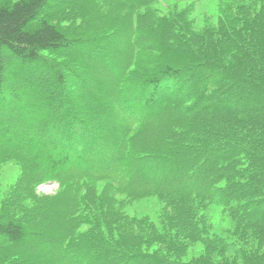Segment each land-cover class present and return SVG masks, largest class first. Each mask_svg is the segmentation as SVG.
Listing matches in <instances>:
<instances>
[{
  "label": "trees",
  "instance_id": "16d2710c",
  "mask_svg": "<svg viewBox=\"0 0 264 264\" xmlns=\"http://www.w3.org/2000/svg\"><path fill=\"white\" fill-rule=\"evenodd\" d=\"M99 1L0 5V116L39 95L27 128L0 121V158L23 165L28 203L0 220V240L21 251L0 264H264V0H233L200 34L185 32L184 12L160 13L167 0H119L133 21L87 37L113 9ZM77 22L75 34L60 27ZM60 52L76 53L79 86L49 56ZM8 59L52 75L55 89L41 74L8 85ZM94 59L111 72L96 76ZM46 183L58 193L38 195ZM149 198L163 205L160 225L125 212ZM213 206L232 223L223 235L211 234Z\"/></svg>",
  "mask_w": 264,
  "mask_h": 264
},
{
  "label": "rangeland",
  "instance_id": "374dc122",
  "mask_svg": "<svg viewBox=\"0 0 264 264\" xmlns=\"http://www.w3.org/2000/svg\"><path fill=\"white\" fill-rule=\"evenodd\" d=\"M18 0H0L1 4H13ZM90 1V0H87ZM96 1V0H95ZM94 2V1H92ZM100 3L95 7L96 10L104 9L107 5H111V3L114 5L113 9L106 8L104 16L99 19L97 23H94L95 27H93L91 30L89 29L86 31V36H99L104 34V32L110 31L109 26H107L110 23L115 24L121 20L123 21H130L128 17V13L126 10H120L118 9L117 5L119 0H101ZM233 0H201L200 2L191 3V2H175V1H162L159 5V11L162 15H169L171 12L176 10V13H183L179 14L183 16L186 20L187 28H185V32L187 33H196L200 34L204 30L207 29H213L217 30L221 22L223 21V18H226L227 16L233 12ZM101 11V10H100ZM231 12V13H230ZM169 17V16H168ZM97 20V19H96ZM133 21V20H131ZM130 21V22H131ZM81 26V22H77L76 24H70V23H61L60 27L66 31H68L70 34H75L79 31V28ZM194 33V34H195ZM81 54V53H80ZM50 58L56 63L57 66H59L63 74L67 80V83L69 86H72L73 84H77L78 86L79 81L77 75L82 72L83 66L81 64H77L79 62L77 60V56L75 52H60L55 55H49ZM150 54H145L144 58L150 59ZM181 53H168V54H162V61L165 59L168 61H175L180 58H182ZM174 59H173V58ZM81 60L84 62V59L81 58ZM93 65L97 66V68H94L96 70V76L104 77L106 73L111 72L110 66L107 62H104L102 60H93ZM140 71L146 72L148 68H146L144 65H142L139 68ZM41 74L42 79L47 78L48 76V87L46 88L47 93L51 92L52 89H55L54 84V77L52 75L43 74L39 70L32 69L31 67L22 65L18 62H15L11 59L6 60V78L5 82L8 85L15 86V80L19 79H25L28 76H32L34 79H37V76ZM95 80H92L91 83H96V77ZM90 83V82H89ZM3 92L4 89H3ZM31 99L25 101V105L20 106V112L19 114L12 115L13 111H9L8 114L4 116H0V121L9 123L11 125H14L17 130L19 129H25L28 126L27 120V114L25 113L26 110H30L32 108L30 102L33 97L37 98L39 100V95L35 94L34 92H31ZM34 93V94H33ZM2 104V103H1ZM0 104V107L2 105ZM5 105L9 108L11 106H8L7 103ZM11 105V104H10ZM13 105V104H12ZM36 107L34 106V109ZM41 115V114H40ZM38 115V116H40ZM18 118L20 119L18 122ZM36 126V125H35ZM32 128V127H31ZM35 127H33L34 129ZM33 131V130H32ZM35 132V131H33ZM38 133V132H37ZM109 152L106 154L108 155ZM23 173V165L20 164L18 161L0 158V220H4L5 218L12 217L13 215L21 216L23 209L27 206V201L24 200V195L21 192L22 186H20L21 176ZM105 183L99 184V188L101 189L104 186ZM59 186L56 183H46L44 185H40L36 189V193L38 195H44V196H54L58 193ZM21 207V208H20ZM164 208L163 205L154 198L149 199H143L135 202H129L127 206H125V212L132 218L138 219V220H144L148 222H154L155 224H159L161 222V215L163 214ZM207 216L208 222L212 225V231L211 234H217V235H223L225 231L232 226V223L230 219L224 214L222 208L220 207H210L207 211L204 212ZM160 225V224H159ZM87 227H82V230H86ZM29 251V250H28ZM31 251V252H30ZM29 252L34 256V250H30ZM21 251L18 247H15L9 243H6L4 241L0 240V261L3 263H6L11 258L13 261H15L16 257L20 256ZM201 253L200 247L192 248L189 252V255L185 258L186 261H189L195 257H198Z\"/></svg>",
  "mask_w": 264,
  "mask_h": 264
},
{
  "label": "bare ground",
  "instance_id": "6f19581e",
  "mask_svg": "<svg viewBox=\"0 0 264 264\" xmlns=\"http://www.w3.org/2000/svg\"><path fill=\"white\" fill-rule=\"evenodd\" d=\"M53 217H54V215H53ZM53 217H52V218H53ZM56 218H57V217H56ZM56 218H55V220H56ZM50 219H51V217H50ZM21 220H22V219H21ZM25 220H26V219H25ZM57 221H58V220H57ZM61 221H62V220H61ZM52 222H53V221H52ZM55 222H56V221H55ZM16 223H17V222H16ZM20 223H21V222H20Z\"/></svg>",
  "mask_w": 264,
  "mask_h": 264
}]
</instances>
